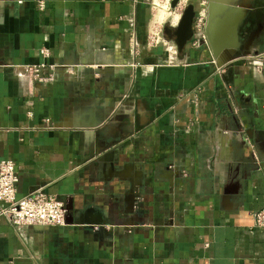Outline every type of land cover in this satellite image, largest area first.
<instances>
[{"label": "crops", "instance_id": "1", "mask_svg": "<svg viewBox=\"0 0 264 264\" xmlns=\"http://www.w3.org/2000/svg\"><path fill=\"white\" fill-rule=\"evenodd\" d=\"M150 14L146 0H0V159L17 197L41 188L69 209L65 225L0 215V264H264L261 56L219 68L194 39L151 41ZM260 18L250 52L264 0L239 39ZM42 46L94 66L32 83Z\"/></svg>", "mask_w": 264, "mask_h": 264}, {"label": "built area", "instance_id": "2", "mask_svg": "<svg viewBox=\"0 0 264 264\" xmlns=\"http://www.w3.org/2000/svg\"><path fill=\"white\" fill-rule=\"evenodd\" d=\"M38 9H44L43 1L38 2ZM159 33L151 31V41L158 40ZM42 60L39 63L26 66V75L36 84H44L50 81L55 73H77L79 69L93 68L94 62L83 59L77 63H52L47 59L50 51L46 46L39 49ZM262 66L264 68V52L260 53ZM47 73H44V72ZM30 114V112H28ZM18 174L14 162L11 159H0V215L8 223L14 226L23 225H65L67 223L68 206L64 200L46 193L37 188L29 194L17 197L16 183ZM181 175L176 174L173 189L182 188ZM254 226L264 229V207L253 211Z\"/></svg>", "mask_w": 264, "mask_h": 264}, {"label": "water", "instance_id": "3", "mask_svg": "<svg viewBox=\"0 0 264 264\" xmlns=\"http://www.w3.org/2000/svg\"><path fill=\"white\" fill-rule=\"evenodd\" d=\"M177 0H171V4L174 5ZM210 1L223 3L227 5H232L236 9H241V13L235 19V21L229 24L228 39H230L231 43L225 46L224 49L220 50L218 53H215L209 43V48L212 52V56L215 59L217 67L221 68L224 64L234 58L235 52L241 46V41L238 35V28L241 22L243 21L244 17L247 14L248 8L250 6V1L248 0H207V5ZM195 15L194 5L192 3L187 4L184 8L179 21L174 26V28L164 26V33L168 39H172L175 41L178 50H182L186 43L192 38L193 36V19ZM209 15V13H208ZM208 21V17H207ZM207 24V22H206ZM206 27V25H205ZM205 31V30H204ZM220 35V33L218 34ZM249 41H245L244 43V52L243 54L250 53V45Z\"/></svg>", "mask_w": 264, "mask_h": 264}, {"label": "rangeland", "instance_id": "4", "mask_svg": "<svg viewBox=\"0 0 264 264\" xmlns=\"http://www.w3.org/2000/svg\"><path fill=\"white\" fill-rule=\"evenodd\" d=\"M150 8V30L159 33L158 40L156 42L162 43L167 46L170 39L164 33V26L174 28L177 24L175 20H172V16L178 15L179 19L187 4L192 3L195 9V15L193 19V36L191 39L199 42L200 45L207 47L208 51L212 55L209 48V43L205 37L204 30L207 22V0H177L174 5L171 4V0H146ZM163 6L165 10L170 14L169 16H160L159 7ZM158 11V12H157ZM260 53L257 50L251 51L250 56H259ZM248 55V54H247ZM213 57V56H212ZM214 59V58H213ZM215 61V59H214Z\"/></svg>", "mask_w": 264, "mask_h": 264}, {"label": "bare ground", "instance_id": "5", "mask_svg": "<svg viewBox=\"0 0 264 264\" xmlns=\"http://www.w3.org/2000/svg\"><path fill=\"white\" fill-rule=\"evenodd\" d=\"M208 21L205 27V37L209 40L212 50L218 53L225 46L231 43L228 36L229 24L233 23L241 13V9H236L232 5L210 1L207 5ZM158 12V11H157ZM160 16H169L170 14L163 6L159 7ZM176 24L179 21L178 15L172 16ZM220 33V35H218Z\"/></svg>", "mask_w": 264, "mask_h": 264}, {"label": "flooded vegetation", "instance_id": "6", "mask_svg": "<svg viewBox=\"0 0 264 264\" xmlns=\"http://www.w3.org/2000/svg\"><path fill=\"white\" fill-rule=\"evenodd\" d=\"M252 1V3L251 4H253V2H255V3H257V2H259V0H251ZM243 26L241 27L242 28V31H240V41H241V46H240V48H239V50H238V52H244V50H245V48H244V43H245V41H246V39L247 38H249L250 37V35L251 34H253L254 32H256V30H261L262 31V29H263V19L262 18H260L259 20H258V22L257 21H255L252 25H251V27H250V25L248 24V20H247V22L245 23V24H242ZM245 27H247L246 29V31L245 32H247L246 34H245V32H244V34H243V31H244V29H245ZM260 35H261V33H259L258 32V37L260 38ZM257 37V38H258Z\"/></svg>", "mask_w": 264, "mask_h": 264}]
</instances>
